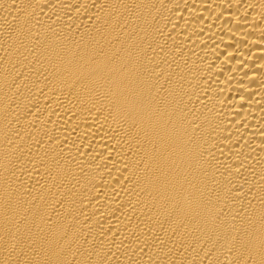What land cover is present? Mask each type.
Instances as JSON below:
<instances>
[{
  "label": "bare ground",
  "instance_id": "bare-ground-1",
  "mask_svg": "<svg viewBox=\"0 0 264 264\" xmlns=\"http://www.w3.org/2000/svg\"><path fill=\"white\" fill-rule=\"evenodd\" d=\"M0 264H264V0H0Z\"/></svg>",
  "mask_w": 264,
  "mask_h": 264
}]
</instances>
